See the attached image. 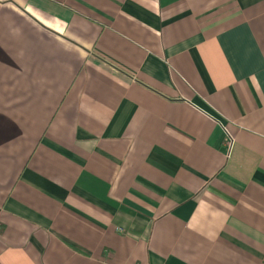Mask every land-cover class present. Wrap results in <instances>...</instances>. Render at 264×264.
I'll list each match as a JSON object with an SVG mask.
<instances>
[{
	"label": "crops",
	"instance_id": "1",
	"mask_svg": "<svg viewBox=\"0 0 264 264\" xmlns=\"http://www.w3.org/2000/svg\"><path fill=\"white\" fill-rule=\"evenodd\" d=\"M0 264H264V0H0Z\"/></svg>",
	"mask_w": 264,
	"mask_h": 264
}]
</instances>
